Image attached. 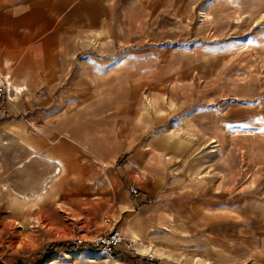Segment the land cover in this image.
<instances>
[{"label": "crops", "instance_id": "obj_1", "mask_svg": "<svg viewBox=\"0 0 264 264\" xmlns=\"http://www.w3.org/2000/svg\"><path fill=\"white\" fill-rule=\"evenodd\" d=\"M191 7L192 0H0V75L22 90L0 118L3 140L47 165L37 187H46V202L104 207L100 216L161 264H264V176L232 204L225 175L215 178V151L204 150L217 140L225 151L226 111L216 122L214 113L191 110L184 135L152 130L162 119L145 101L167 65L152 51L151 25ZM226 222L238 231L237 247Z\"/></svg>", "mask_w": 264, "mask_h": 264}, {"label": "rangeland", "instance_id": "obj_2", "mask_svg": "<svg viewBox=\"0 0 264 264\" xmlns=\"http://www.w3.org/2000/svg\"><path fill=\"white\" fill-rule=\"evenodd\" d=\"M155 22L147 31L152 51L165 55L167 78L145 101L150 115L162 119L152 130L184 135L191 110L214 113L216 122L226 111L225 151L217 140L204 150L215 151V178L225 175L230 203L238 204V192L256 190L264 176V0H192L191 10L166 13ZM2 128L0 122V264H161L158 256L151 263L122 250L111 257L91 247L50 251L78 239L92 244L117 229L115 221L100 216L104 207L46 202V187H37L47 165L26 161L18 144L3 140ZM237 232L226 222L232 248Z\"/></svg>", "mask_w": 264, "mask_h": 264}, {"label": "built area", "instance_id": "obj_3", "mask_svg": "<svg viewBox=\"0 0 264 264\" xmlns=\"http://www.w3.org/2000/svg\"><path fill=\"white\" fill-rule=\"evenodd\" d=\"M21 94L22 90L13 85L10 75H0V118L8 114L7 105L14 103ZM130 192L133 196L138 195V190L134 187L131 188ZM75 243L79 246L87 244L82 239H78ZM91 245L92 248L100 250L109 257L115 256L116 250H122L137 255L149 262L157 259L153 251L142 254L135 241L125 238L122 233L115 228L98 237Z\"/></svg>", "mask_w": 264, "mask_h": 264}, {"label": "trees", "instance_id": "obj_4", "mask_svg": "<svg viewBox=\"0 0 264 264\" xmlns=\"http://www.w3.org/2000/svg\"><path fill=\"white\" fill-rule=\"evenodd\" d=\"M89 247L92 248V245L89 243L79 246L75 242H73V243H67L66 242V243H59V244L52 245V247L50 248V251H55V250L61 249V250H64L65 252L72 253V252L80 251V250H83V249L89 248ZM122 254H123L122 251L116 250L115 255L121 256ZM153 262H155V261H152L151 263H153Z\"/></svg>", "mask_w": 264, "mask_h": 264}]
</instances>
